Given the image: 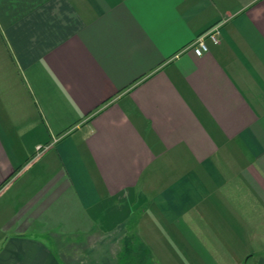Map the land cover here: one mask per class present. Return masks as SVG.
I'll return each mask as SVG.
<instances>
[{
    "label": "crops",
    "instance_id": "0c3cea01",
    "mask_svg": "<svg viewBox=\"0 0 264 264\" xmlns=\"http://www.w3.org/2000/svg\"><path fill=\"white\" fill-rule=\"evenodd\" d=\"M133 234L264 264V0H0V264H115Z\"/></svg>",
    "mask_w": 264,
    "mask_h": 264
},
{
    "label": "trees",
    "instance_id": "16d2710c",
    "mask_svg": "<svg viewBox=\"0 0 264 264\" xmlns=\"http://www.w3.org/2000/svg\"><path fill=\"white\" fill-rule=\"evenodd\" d=\"M132 237L134 239L126 241L124 244L125 246L119 250V253H117L116 264H151V254L149 253L147 247H145L141 238L137 234H134ZM135 244L136 248H134Z\"/></svg>",
    "mask_w": 264,
    "mask_h": 264
},
{
    "label": "built area",
    "instance_id": "2783aa9c",
    "mask_svg": "<svg viewBox=\"0 0 264 264\" xmlns=\"http://www.w3.org/2000/svg\"><path fill=\"white\" fill-rule=\"evenodd\" d=\"M220 24L219 22L213 23L211 26L201 31L190 41L188 47H191L196 54L205 52L208 49L207 39H211L215 42L219 41ZM40 147L41 145L38 144L37 148Z\"/></svg>",
    "mask_w": 264,
    "mask_h": 264
},
{
    "label": "rangeland",
    "instance_id": "374dc122",
    "mask_svg": "<svg viewBox=\"0 0 264 264\" xmlns=\"http://www.w3.org/2000/svg\"><path fill=\"white\" fill-rule=\"evenodd\" d=\"M38 149H40V148H38ZM134 235V234H133ZM132 235V236H133ZM130 237V238H127L126 240H122L121 241V244H120V247L115 251V264H116V262H117V253H119V250L122 248V247H124L125 245V243H126V241H128L129 239H134L133 237ZM229 239H230V237H229ZM62 244H63V248H65V247H67V250L69 249V251H68V253L70 254V257H71V260H72V262H76V260L79 258V259H81V257L80 256H78V255H76L77 253H78V251L80 252V250H81V248H82V246L84 245L82 242H80V241H78L79 239H77V237H75V236H64L62 239ZM134 241V240H133ZM64 242H65V245H64ZM134 244V243H133ZM237 244H235V246H236ZM117 246V245H116ZM115 246V247H116ZM117 248V247H116ZM116 248H114V249H116ZM134 248H136V244L134 245ZM129 249H130V247H129ZM132 250V249H131ZM122 252V251H121ZM76 253V254H75ZM131 259H132V257H131ZM74 260V261H73ZM249 264V263H248Z\"/></svg>",
    "mask_w": 264,
    "mask_h": 264
}]
</instances>
